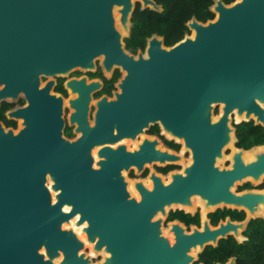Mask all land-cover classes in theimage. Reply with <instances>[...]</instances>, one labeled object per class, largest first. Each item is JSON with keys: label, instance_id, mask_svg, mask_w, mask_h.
<instances>
[{"label": "water", "instance_id": "95a60500", "mask_svg": "<svg viewBox=\"0 0 264 264\" xmlns=\"http://www.w3.org/2000/svg\"><path fill=\"white\" fill-rule=\"evenodd\" d=\"M137 4L161 12L154 0H0V107L25 103L5 114L17 129L0 121V264H91L85 241L97 238L95 252L107 245L102 264H123L124 233L140 226L123 217L122 196L110 180L120 156L111 145L123 134L127 110L171 121L196 146L206 140L215 105H226L224 118L236 104L249 117L255 100L264 102V0H215L213 20L193 18L186 24L191 34L171 47L153 35L146 51L133 55L126 40ZM98 67L109 80L116 70L122 74L117 91L96 101L91 132L87 101L69 100L70 124L82 133L69 140L56 79ZM102 86L95 80L87 87L84 78L67 82L74 94ZM224 142H214L213 154ZM208 161L195 155V165ZM245 166L247 175L264 173V154ZM252 200L244 205L250 213L264 194ZM231 227L194 232L182 247L201 251ZM185 256L179 247L175 261Z\"/></svg>", "mask_w": 264, "mask_h": 264}, {"label": "flooded vegetation", "instance_id": "af4514ba", "mask_svg": "<svg viewBox=\"0 0 264 264\" xmlns=\"http://www.w3.org/2000/svg\"><path fill=\"white\" fill-rule=\"evenodd\" d=\"M154 2L161 7V12L141 11L139 4L136 9L139 7L144 14L153 12L162 15L165 11L162 0ZM212 15L204 22L192 16L184 23L186 29L182 38L174 43L166 44L164 35L151 33L145 37L144 43L140 42L142 45L135 52L129 50L127 44L126 49L133 55L139 51L145 52L148 39L153 35L163 38L165 47H171L186 34H191L186 26L190 20L195 18L205 23L214 19ZM121 77L122 74L116 70L109 80L98 67L95 72L75 71L67 77L56 79L54 92L64 100V136L67 139L75 140L82 135L75 131L79 129L77 122L70 124L72 109L69 100H78V106L83 105L80 100L87 101L86 130L91 132L95 126L96 101L102 97L113 99L117 91L115 84ZM81 78L85 79L87 87L95 80H100L103 86L99 91L80 87V94L72 93L67 82ZM24 104L22 99L14 105L2 103L0 121L7 128L17 129V122L9 121L5 114ZM257 106L264 111V102L257 98L247 117L248 112L239 113L240 108L236 104L224 118L226 105H215L206 140L204 144L196 146L190 138L181 136L177 128L167 125L171 121L145 117L135 109L127 110L123 134L111 145L116 152H120V156L113 159L117 164L111 167V171L117 172V175L113 173L110 180L116 189L115 194L122 196L118 202L122 205L123 217L126 212L125 220H139L140 226L137 230L127 229L124 233L121 241L125 252L123 264H240L241 248L247 243L251 230L264 223V202L254 200L253 213L244 206L251 204L258 193L264 194V173L255 171L247 175L241 172L247 167L245 165L256 162L257 157L264 154V113L262 118ZM217 124L221 126H214ZM114 135H117L116 130ZM220 137L225 142L213 154L212 146ZM96 151L97 148L91 151L95 162ZM197 153L209 157L206 165H195ZM240 155L245 164L243 166H240ZM92 168L98 169L95 165ZM227 224L232 227L222 231L226 236L206 245L203 250L191 248L189 252L182 247L194 232L209 234ZM98 242V238L93 243L85 241V253L93 252L91 264H102L107 257V245L94 251ZM179 247L187 254L180 262L175 261ZM188 255L192 260H185Z\"/></svg>", "mask_w": 264, "mask_h": 264}, {"label": "trees", "instance_id": "16d2710c", "mask_svg": "<svg viewBox=\"0 0 264 264\" xmlns=\"http://www.w3.org/2000/svg\"><path fill=\"white\" fill-rule=\"evenodd\" d=\"M215 0H162L165 11L162 15L149 12L144 14L135 10L131 36L126 40L127 48L135 52L144 43L145 37L151 33H158L166 37V44L174 43L183 36L186 29L184 23L192 16L199 21H206L213 15L209 7ZM235 0H223L229 4ZM243 145L245 142L241 141ZM240 264H264V223L255 226L250 232L247 243L242 246L239 259Z\"/></svg>", "mask_w": 264, "mask_h": 264}]
</instances>
